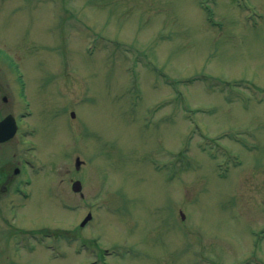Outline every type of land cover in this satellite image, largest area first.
<instances>
[{
  "label": "rangeland",
  "instance_id": "obj_1",
  "mask_svg": "<svg viewBox=\"0 0 264 264\" xmlns=\"http://www.w3.org/2000/svg\"><path fill=\"white\" fill-rule=\"evenodd\" d=\"M0 90L24 264H264V0H0Z\"/></svg>",
  "mask_w": 264,
  "mask_h": 264
},
{
  "label": "flooded vegetation",
  "instance_id": "obj_2",
  "mask_svg": "<svg viewBox=\"0 0 264 264\" xmlns=\"http://www.w3.org/2000/svg\"><path fill=\"white\" fill-rule=\"evenodd\" d=\"M6 104L7 97L2 95L0 120L9 114L14 116L11 111H5L4 105ZM10 140L1 142L0 146ZM20 173L21 169L15 163V154L0 152V264H24L17 256L18 249L23 247L30 251L28 246L32 245V232L23 225L26 220L25 202L28 193L25 191L26 186L22 187L24 182H22ZM44 231L47 232L46 228ZM58 238L62 240V234L55 236V240ZM73 238L76 239L78 236L73 234L72 240ZM36 242L39 241H33V243Z\"/></svg>",
  "mask_w": 264,
  "mask_h": 264
},
{
  "label": "water",
  "instance_id": "obj_3",
  "mask_svg": "<svg viewBox=\"0 0 264 264\" xmlns=\"http://www.w3.org/2000/svg\"><path fill=\"white\" fill-rule=\"evenodd\" d=\"M73 115V113H72ZM15 130L14 122L11 117H6L4 120L0 121V141H4L7 138H9ZM80 163L79 159H76V165L78 166ZM72 189L74 191H79L81 189L80 182L74 181L72 184ZM183 217V215H182ZM90 218V213L87 214V216L84 218V220L81 222V224H84L87 219Z\"/></svg>",
  "mask_w": 264,
  "mask_h": 264
}]
</instances>
